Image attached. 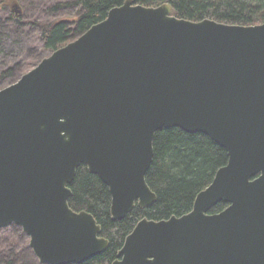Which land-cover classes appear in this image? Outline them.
<instances>
[{"label":"water","instance_id":"water-1","mask_svg":"<svg viewBox=\"0 0 264 264\" xmlns=\"http://www.w3.org/2000/svg\"><path fill=\"white\" fill-rule=\"evenodd\" d=\"M173 127L208 135L228 163L190 212L141 219L111 264H264V23L194 21L169 3L125 0L0 90V229L19 226L41 264L104 253L95 216L69 204L78 169L122 220L157 201L146 175Z\"/></svg>","mask_w":264,"mask_h":264},{"label":"trees","instance_id":"trees-1","mask_svg":"<svg viewBox=\"0 0 264 264\" xmlns=\"http://www.w3.org/2000/svg\"><path fill=\"white\" fill-rule=\"evenodd\" d=\"M29 2V0H19ZM125 0H65L52 6L81 8L75 22L58 20L52 23L32 22L42 29L43 46L52 52L75 40L93 24L104 20L108 12ZM145 6L169 3L173 15L194 21L210 18L237 25L264 23V0H136ZM14 0H0V12L10 9L11 19L22 23V15L16 12ZM26 6V3L25 5ZM74 38V39H72ZM15 69H8L0 81ZM228 152L204 133H187L179 127L162 129L154 140V158L146 180L157 194V201L150 207L136 206L124 219L112 220L111 194L108 186L95 174L81 166L71 185L73 195L70 206L76 210L91 212L102 226V235L110 241L108 249L84 264H111L122 248L125 238L136 224L147 217L153 220L168 219L190 212L197 194L210 185L219 168L228 163ZM219 203L210 212L217 213L227 207ZM32 253L30 247H26ZM34 259L37 257L34 255Z\"/></svg>","mask_w":264,"mask_h":264},{"label":"rangeland","instance_id":"rangeland-1","mask_svg":"<svg viewBox=\"0 0 264 264\" xmlns=\"http://www.w3.org/2000/svg\"><path fill=\"white\" fill-rule=\"evenodd\" d=\"M64 1L29 0L27 3L14 0L21 11L22 23L11 19L10 9L0 12V76L8 69H15L10 76L0 81V90L18 81L51 54L43 46L41 27L32 22H75L81 12L78 6L52 9V6ZM29 240L19 226L0 229V264H41L27 250Z\"/></svg>","mask_w":264,"mask_h":264}]
</instances>
